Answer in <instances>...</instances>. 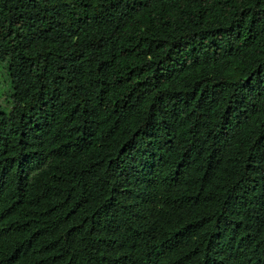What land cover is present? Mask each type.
<instances>
[{"label":"trees","instance_id":"obj_1","mask_svg":"<svg viewBox=\"0 0 264 264\" xmlns=\"http://www.w3.org/2000/svg\"><path fill=\"white\" fill-rule=\"evenodd\" d=\"M0 264H264V0H0Z\"/></svg>","mask_w":264,"mask_h":264},{"label":"rangeland","instance_id":"obj_2","mask_svg":"<svg viewBox=\"0 0 264 264\" xmlns=\"http://www.w3.org/2000/svg\"><path fill=\"white\" fill-rule=\"evenodd\" d=\"M1 74L3 75L2 70H0V106L5 107L9 103V91L7 90Z\"/></svg>","mask_w":264,"mask_h":264}]
</instances>
